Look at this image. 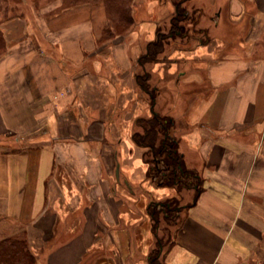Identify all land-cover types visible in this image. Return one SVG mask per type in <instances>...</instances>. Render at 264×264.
<instances>
[{"label":"crops","instance_id":"0c3cea01","mask_svg":"<svg viewBox=\"0 0 264 264\" xmlns=\"http://www.w3.org/2000/svg\"><path fill=\"white\" fill-rule=\"evenodd\" d=\"M224 2L212 24L224 11L241 22L233 39L242 56H221L223 22L212 42L197 37L190 54L150 64L173 94L163 115L201 189L196 199V185L184 189L193 197L165 248L155 247L148 206L176 190L147 178L146 148L132 138L136 119L157 105L136 81L148 72L146 44L101 39L102 4L3 28L20 31L5 37L11 54L0 57V239L25 235L36 264H153V252L157 264H244L264 255V0ZM159 20H139L146 43ZM160 88L156 98L168 92Z\"/></svg>","mask_w":264,"mask_h":264},{"label":"trees","instance_id":"16d2710c","mask_svg":"<svg viewBox=\"0 0 264 264\" xmlns=\"http://www.w3.org/2000/svg\"><path fill=\"white\" fill-rule=\"evenodd\" d=\"M32 1V0H31ZM66 6L96 5L101 3L105 11V23L103 25L101 39L111 40L120 34L128 32L134 25L133 16L135 0H62ZM21 4L15 0H0V16L6 18L7 12ZM185 0L175 1L174 12L169 18V33L161 34L157 29L156 35L146 43L145 51L142 53L141 64L153 63L159 58L165 48V40L169 37H184L183 21L189 19L186 9L181 7ZM27 3V2H26ZM28 6V5H27ZM26 7V6H25ZM32 7V6H31ZM35 8V6H33ZM24 9V8H23ZM6 38L0 30V57L6 48ZM149 72L136 75V81L144 92L147 93L149 103L153 104L156 92L150 86ZM151 87V88H150ZM138 127L132 133L134 142L146 148L144 162L148 164L147 178L161 185L174 188L178 194L181 189H194V199L200 192V178L194 170L186 168L182 154L178 150L177 140L170 133L172 119L167 115L160 114L154 107L149 116L138 117L135 121ZM177 194V195H178ZM171 198L151 201L148 206L149 214L155 223L158 221L157 213H165L164 218L168 223L173 218L175 206L171 204ZM170 199V200H169ZM157 205L160 207L157 209ZM156 244L162 245V240L157 237ZM153 264H157V253L150 256ZM36 254L31 249L25 235H16L0 239V264H36ZM264 264V261H263Z\"/></svg>","mask_w":264,"mask_h":264},{"label":"rangeland","instance_id":"374dc122","mask_svg":"<svg viewBox=\"0 0 264 264\" xmlns=\"http://www.w3.org/2000/svg\"><path fill=\"white\" fill-rule=\"evenodd\" d=\"M14 1L15 0H10L12 4L14 3ZM175 1L177 0H135V7H134V13H133L135 23L128 32L118 35L120 37L116 39V42L120 40H126L128 42L129 40L137 36V39L134 40L133 42L137 43L138 46H142L144 49L145 44H146L145 39L147 38V34L144 32L142 34L139 33V31L141 30L140 29L141 26L139 25V22H140L139 20L144 18L148 20V22H151L150 18L152 16L156 17V19L158 20L160 19L157 24H159L158 30L161 32V34H164V35L168 34L169 33L168 31L170 29L168 20H169V16L174 12ZM19 2L21 3L19 5H17V3L15 2L14 5H17V6L11 9V11L7 12L6 18L3 17L4 19H2V16H0V30L2 31L4 37L11 36L14 38L13 40L15 41L16 39L19 38V31H20L17 24H13L12 25L13 28L7 30L6 32H5V29H3L6 26L10 28L11 23L14 20L18 19V23H19L20 22L19 19H20L24 21L25 25H27L26 23L28 22L30 18L31 20H33L34 14L37 17L39 16L43 20L45 19L44 18L45 16L46 17L48 16L49 20H51L60 15L59 10H61V8L67 7L66 5H64L65 3H63L62 0H32V1L31 0H19ZM224 3H225L224 0H189L188 3L182 2L181 7L187 10L188 17H189V19H187L186 21H183L185 36L184 37H169L168 39H166L164 51L159 56H170L172 54L176 55L178 50H180V52L182 54H185L186 56V53L188 54L189 51H194L193 47L198 45L199 42L195 38L202 36L200 37V39H202L203 41L204 39H207L208 41L210 38L211 42L214 39H216L214 35L221 33L219 29H221L223 22H225L226 25L224 27V24H223L224 28L222 32L226 34V37H225L226 39L224 43L225 46H223V50L221 51V56H229V55H234L232 57L242 56L244 53L241 54L242 52L241 47H240L241 40L239 39V41L238 40L236 41V39L235 40L233 39L234 36H236L237 38V36L240 33V28H238V26L241 22H236V19H233V16L231 14L227 15L226 11L223 10L224 12L222 13L221 20H224V21L223 22L221 21L220 22L221 24L218 27L212 24V19H216L215 14L217 12L215 11L220 5H223ZM167 5L168 7L166 8ZM33 6H35V8H33ZM223 7L225 9V6ZM251 8L252 6L248 7L249 10ZM248 9H246V12L249 14ZM42 13H43V16H42ZM247 13L244 14L246 17L248 16ZM103 14H104V10H103ZM212 25H213V28L211 30ZM205 33H206V36H205ZM155 35H156V31H155L154 37ZM109 40L107 42H109ZM22 41L20 42L21 49L27 50V47L29 46L27 45L25 41L24 42ZM235 44H236V47H235ZM11 47H12V44L10 45V43L6 41L5 52L2 56L11 54L9 53V50ZM42 47L43 49H45L43 50L44 52L48 53L51 51V50H48L47 46L43 45ZM150 64H151L150 62H148L147 64V70L149 73L152 72L150 69V66H151ZM151 76L152 77H150L149 79L150 86L158 85V88L161 87L160 91H162L163 93L168 91L167 92L168 94L167 93H165L164 95L162 94L164 96V99L161 98L163 97L161 96V93H160V97L158 96L159 98L158 97L156 98L157 105L155 108L161 114L166 113L167 108H170L169 105H170V101L173 99L172 97L173 94L169 88L167 89L166 87H163L162 89V86H163V84H161L162 82L160 84L158 83V79L156 78L153 72ZM171 193L172 194L166 198H171L173 196V198L171 199V204L172 206H175V209H176L175 211L172 212L174 217L170 218L171 220L168 221L167 223L164 218L165 213L159 211L157 213L158 221L157 223L154 222L155 231L157 232L158 237L162 240L161 246L163 248H165L167 244L172 240L173 233H175L176 227L178 223L180 222L179 221L180 216H181L180 211L182 210L184 204L187 205L192 200V197H193L192 191L187 192V191H184V189H181L179 191V194L174 191ZM155 247L158 248L159 246L156 244ZM153 253H151V255ZM263 261H264V255L249 259L244 264H263Z\"/></svg>","mask_w":264,"mask_h":264},{"label":"water","instance_id":"95a60500","mask_svg":"<svg viewBox=\"0 0 264 264\" xmlns=\"http://www.w3.org/2000/svg\"><path fill=\"white\" fill-rule=\"evenodd\" d=\"M116 175H118V168H116Z\"/></svg>","mask_w":264,"mask_h":264}]
</instances>
